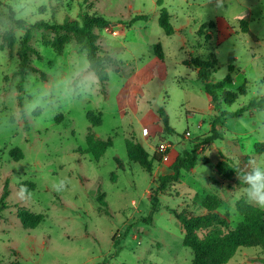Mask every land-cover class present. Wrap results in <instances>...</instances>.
I'll list each match as a JSON object with an SVG mask.
<instances>
[{
	"label": "rangeland",
	"instance_id": "obj_1",
	"mask_svg": "<svg viewBox=\"0 0 264 264\" xmlns=\"http://www.w3.org/2000/svg\"><path fill=\"white\" fill-rule=\"evenodd\" d=\"M44 2L50 6L38 21L81 23L85 16H99L108 22L92 30L98 55L111 58L105 62L108 81L101 85L97 80L92 97L43 125L25 122L0 134V196L5 185L8 191L0 211V264H191L193 252L182 245L183 231L174 213L206 214L201 201L214 196L220 204L216 212L228 216V227L215 229H234L242 220L235 198L239 180L237 173L231 180L221 178L216 164L230 161L238 172L250 158L264 159L256 151L264 143V109L235 115L250 101L264 98V0H223L222 8L215 0ZM161 8L174 29L170 36L158 24ZM15 21L0 6L3 117L17 110L29 73L47 79V66L70 67L87 57L72 34L32 28L28 55L35 71L21 76L20 41L36 22L24 21L19 27ZM242 21L249 33L242 31ZM60 37L64 44L57 51L53 45ZM156 44L163 59L154 52ZM214 57L208 83L227 75L232 80L216 92V102L191 64ZM232 94L237 98L229 103ZM159 111L167 115L171 131L164 130ZM91 115L99 124L93 126ZM213 124L218 135L207 142ZM90 134L112 143L98 161L87 151ZM126 141L140 144L149 158L161 156L151 173L128 159ZM164 142L170 146L167 157L158 151ZM193 149L195 167L181 170L178 181L161 189L159 177L172 173L173 159ZM62 177L71 184L57 192L52 185ZM22 185L30 197H18ZM20 208L43 216V221L34 229L24 228ZM261 260L263 249L242 247L226 264H264Z\"/></svg>",
	"mask_w": 264,
	"mask_h": 264
},
{
	"label": "trees",
	"instance_id": "obj_2",
	"mask_svg": "<svg viewBox=\"0 0 264 264\" xmlns=\"http://www.w3.org/2000/svg\"><path fill=\"white\" fill-rule=\"evenodd\" d=\"M160 5L161 1L158 2ZM15 23L19 27H23L25 22L22 20H16ZM158 24L164 33L168 36L174 33L172 25L169 23V15L165 8H161L159 12ZM108 22L99 16H85L81 23L77 20L68 21L63 24L49 23L45 21H39L32 24L27 28L20 41V46L17 52L19 59L18 74L25 76L29 71H35L34 67L29 64L28 53L32 51V47L29 45L31 39V29H44L52 30L55 33L65 32L73 35L77 44H79L86 52L87 58L92 61L93 67L98 75V80L101 85H105L108 81V75L105 68V62L110 61L109 56L98 55V45H96V36L92 32L94 28H105ZM209 27H213V24H209ZM242 31L249 33L247 23L241 22ZM204 29V25L201 27ZM201 33V31H199ZM64 44V38L60 37L56 39L53 48L57 51L62 50ZM154 52L159 59H163V53L160 45L154 46ZM191 64L197 69L199 78L204 82L205 92L210 96L212 100L217 101L218 90H223L226 85L232 82L230 75H227L222 81L214 84L208 83V74L211 73L216 65L215 57L210 61H201L200 59H193ZM240 94H244V87L239 89ZM232 98L229 103H232L236 98V94H232ZM248 108L264 109V98L250 101L246 107L241 108L235 113L240 115ZM160 119L165 131H171L168 125L167 115L163 111H159ZM93 120V126L99 124L100 121H95L93 116H88ZM217 131L215 125H212L211 134L206 138L207 142L214 140L217 137ZM112 145L111 140H101L90 134L87 137L88 153L92 155L94 160L98 161L99 158L105 153L107 148ZM127 157L130 161L138 163L139 166L147 171L152 172L153 163H159L161 156L153 155L149 158L147 152L138 143L132 141H126ZM196 148V147H195ZM194 148V149H195ZM191 152L182 150L170 164L169 168L171 174L159 177L160 188L164 189L165 185L170 181H178L180 177V171H189L196 165L195 151ZM257 153H264V143L256 145ZM166 151L164 153L167 154ZM217 174L225 179L231 180L237 171V166L230 163L227 160H220L216 164ZM8 195L6 185L0 196V211L1 207H6L5 199ZM201 205L208 212L199 216H188L185 213H174L175 217L180 223L183 231L182 245L190 248L193 252V258L191 264H226L242 247H260L264 250V210L250 206L246 204L243 199H240L236 203V210L242 217V220L232 230L222 232L215 229L216 226L220 228L228 227V216L220 215L216 212L219 207V201L214 196H206L202 199ZM18 218L21 225L24 228L34 229L43 221V216L34 215L30 213L26 208H20L17 211ZM205 231L203 237L198 236V232ZM264 263V260H261Z\"/></svg>",
	"mask_w": 264,
	"mask_h": 264
},
{
	"label": "clouds",
	"instance_id": "obj_3",
	"mask_svg": "<svg viewBox=\"0 0 264 264\" xmlns=\"http://www.w3.org/2000/svg\"><path fill=\"white\" fill-rule=\"evenodd\" d=\"M211 2V0H208ZM216 7H223V0H215ZM2 6L10 10L13 19L35 21L36 17L50 6L44 0H3ZM9 29H4L6 34ZM47 79H38L29 73L23 85L24 96L17 104V110L10 117L0 116V134L12 132L21 123L43 125L52 120L61 110L77 105L92 97L98 75L92 61L87 57L78 60L70 67L57 68L55 64L44 69ZM240 187L235 192L236 200L264 210V159L255 157L248 160L242 171H236ZM71 181L58 178L52 185L57 192L67 191ZM20 199L31 196L26 186L17 193Z\"/></svg>",
	"mask_w": 264,
	"mask_h": 264
},
{
	"label": "built area",
	"instance_id": "obj_4",
	"mask_svg": "<svg viewBox=\"0 0 264 264\" xmlns=\"http://www.w3.org/2000/svg\"><path fill=\"white\" fill-rule=\"evenodd\" d=\"M145 132V131H144ZM146 133V132H145ZM186 135H189V133L188 132H186ZM169 148H170V146L167 144V143H161L160 145H159V148H158V151H160L161 153H165L166 151H168L169 150ZM166 155V157L168 156L167 154H165ZM164 155V156H165ZM165 157V158H166Z\"/></svg>",
	"mask_w": 264,
	"mask_h": 264
},
{
	"label": "bare ground",
	"instance_id": "obj_5",
	"mask_svg": "<svg viewBox=\"0 0 264 264\" xmlns=\"http://www.w3.org/2000/svg\"><path fill=\"white\" fill-rule=\"evenodd\" d=\"M166 159V158H165Z\"/></svg>",
	"mask_w": 264,
	"mask_h": 264
}]
</instances>
